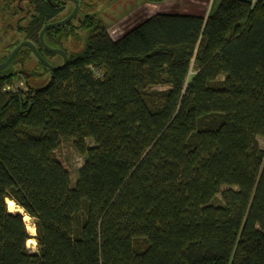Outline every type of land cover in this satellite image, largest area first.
<instances>
[{"label":"trees","instance_id":"obj_1","mask_svg":"<svg viewBox=\"0 0 264 264\" xmlns=\"http://www.w3.org/2000/svg\"><path fill=\"white\" fill-rule=\"evenodd\" d=\"M0 5L23 35L7 53L28 40L49 61L39 33L63 0ZM78 17L45 31L66 50L77 27L86 39L64 68L37 60L43 86L0 71V264H264V0L155 14L116 40ZM67 140L85 157L73 184Z\"/></svg>","mask_w":264,"mask_h":264},{"label":"rangeland","instance_id":"obj_2","mask_svg":"<svg viewBox=\"0 0 264 264\" xmlns=\"http://www.w3.org/2000/svg\"><path fill=\"white\" fill-rule=\"evenodd\" d=\"M219 1L166 0L163 3H148L146 0H88L90 5L86 7L80 3L79 9H82V11L80 14L78 11L76 17L71 22L77 26L78 16L83 14V12L95 14L108 28L110 37L116 40L152 15L159 13H179L205 16L208 10L212 6H216ZM63 3L65 8L57 19L65 17L74 7V3L70 0H63ZM11 14V9L0 5V57L7 54L6 46L9 43L20 41L23 38V35L14 26L17 16ZM75 31L76 34L70 35L65 41V47L71 53L78 55L84 49L86 33L78 27ZM24 54H26V60L23 68L30 73L36 72L38 75L30 76L26 79V76L17 73L18 69H20L19 64H12L9 69L17 73L12 84V89L20 88L28 90V87L37 88L43 86L48 81L49 74L45 73L34 55L27 52H24ZM48 58L53 64H59L62 61L57 55ZM7 89L10 90V88ZM87 143L90 146L93 145L91 139H87ZM258 143L264 150V138L258 137ZM55 154L57 159L69 172L73 184L77 179L78 170L82 166L85 157L73 147L70 140L64 141L55 151ZM213 202L214 204H220L222 202L221 196L217 195ZM16 210L13 209V213H18ZM30 223L32 224V220ZM32 240L35 242L34 245L29 243L27 247L30 252H36V241L34 239Z\"/></svg>","mask_w":264,"mask_h":264},{"label":"water","instance_id":"obj_3","mask_svg":"<svg viewBox=\"0 0 264 264\" xmlns=\"http://www.w3.org/2000/svg\"><path fill=\"white\" fill-rule=\"evenodd\" d=\"M74 3V7H73V10L72 12L66 16L65 18L63 19H60V20H56V21H53V22H50V23H47L40 31L39 33V38H40V41L43 45V47L49 51V52H53V53H58V54H61L62 57H63V63L61 65H52L50 64L44 57H42L40 55V53L38 52L36 46L28 41V40H24V41H21L10 53V55L8 56V58L0 63V70H3L5 68L8 67V65L11 63L12 59L14 58V56L16 55V53L19 51L20 48H22L23 46H27L28 48H30L32 50V52L34 53V55L46 66L50 67L52 70H56V69H61V68H64L68 62V56L65 52L64 49L62 48H55V47H50L45 41H44V33L46 30L50 29V28H54V27H58V26H62V25H65L67 24L68 22H70L72 19H74L79 11V0H70ZM19 60V59H17ZM21 74H23L24 76L26 77H30L31 74L26 71L25 69H22L21 71ZM35 235V234H33Z\"/></svg>","mask_w":264,"mask_h":264},{"label":"flooded vegetation","instance_id":"obj_4","mask_svg":"<svg viewBox=\"0 0 264 264\" xmlns=\"http://www.w3.org/2000/svg\"><path fill=\"white\" fill-rule=\"evenodd\" d=\"M60 20V19H59ZM73 20V19H72ZM71 20V21H72ZM78 20V19H77ZM70 21V22H71ZM73 24V23H72ZM74 25V24H73ZM42 44V43H41ZM43 46V45H42ZM50 46V45H49ZM24 47V46H23ZM27 47V46H26ZM50 47H52V46H50ZM37 48V47H36ZM55 48H57V47H55ZM64 48H66V47H64ZM14 49V48H13ZM12 49V50H13ZM21 49V48H20ZM19 49V50H20ZM30 49V48H29ZM45 49V48H44ZM63 49V48H62ZM65 50V52H66V54H67V56H68V52H70L68 49L66 50V49H64ZM30 51L31 52H29L30 54H32V55H34V53L32 52V50L30 49ZM11 53V52H10ZM10 53L8 54V56L10 55ZM51 53H53V52H51ZM59 56L61 59H62V61H61V63H59V64H53L51 61H50V59L48 58V62L50 63V64H52V65H61L62 63H63V57H62V55L61 54H58V53H54L53 55H51V56ZM8 56H7V58H8ZM35 56V55H34ZM35 58L38 60V61H40L36 56H35ZM17 59H19V60H17ZM26 60V59H25ZM25 60H23L22 59V57L21 56H18L17 55V53H16V55L14 56V58L12 59V61H11V63L8 65V67L7 68H10L11 67V65L12 64H14V63H16V64H19V66H20V69H18V71H17V73H19V74H21V70L22 69H24L23 67H24V64H25ZM5 61V60H4ZM3 61V62H4ZM41 62V61H40ZM0 63H2V62H0ZM42 63V62H41ZM48 67V66H47ZM7 68H5V69H7ZM50 68V67H49ZM5 69H3V70H5ZM26 70V69H25ZM1 71V70H0ZM27 71V70H26ZM30 73V72H29ZM31 74V73H30ZM21 75H23V74H21Z\"/></svg>","mask_w":264,"mask_h":264},{"label":"bare ground","instance_id":"obj_5","mask_svg":"<svg viewBox=\"0 0 264 264\" xmlns=\"http://www.w3.org/2000/svg\"><path fill=\"white\" fill-rule=\"evenodd\" d=\"M7 205H8L9 212L13 213L12 210L13 209L16 210V208H17L16 211L18 213L23 214V219H24V221L27 224V229H28L29 233L30 234H35V227L30 223L31 218L27 214H25L20 207H17L13 200L7 199ZM29 243H32L34 245L35 242L32 239H29L27 244H29Z\"/></svg>","mask_w":264,"mask_h":264}]
</instances>
